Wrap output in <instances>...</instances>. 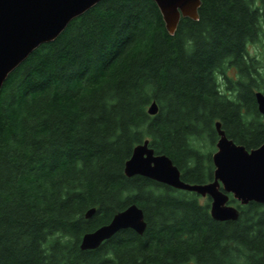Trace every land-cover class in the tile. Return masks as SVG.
Returning <instances> with one entry per match:
<instances>
[{
	"label": "trees",
	"instance_id": "obj_1",
	"mask_svg": "<svg viewBox=\"0 0 264 264\" xmlns=\"http://www.w3.org/2000/svg\"><path fill=\"white\" fill-rule=\"evenodd\" d=\"M263 35L264 0H202L174 35L154 0H102L34 50L0 94V264H264V203L230 194L240 216L219 221L211 198L125 174L149 139L183 180L212 181L218 121L264 143V63L248 48ZM133 203L143 234L81 248Z\"/></svg>",
	"mask_w": 264,
	"mask_h": 264
},
{
	"label": "water",
	"instance_id": "obj_2",
	"mask_svg": "<svg viewBox=\"0 0 264 264\" xmlns=\"http://www.w3.org/2000/svg\"><path fill=\"white\" fill-rule=\"evenodd\" d=\"M102 0H0V94L10 74L40 45L55 40L71 23ZM167 31L174 35L182 17L199 18L202 0H154ZM258 110L264 115V92H255ZM159 105L153 100L148 113L157 114ZM219 139L213 153L214 178L207 183H190L166 154H156L149 139L134 147L125 163L129 177L142 175L176 189L187 190L211 198L212 217L219 221L237 220L240 210L229 203L230 194L242 205L251 201L264 203V143L247 149L229 138L216 123ZM96 208H90L91 218ZM131 228L143 234L147 228L144 210L136 203L114 215L112 220L81 239V248H98L118 231ZM182 264H194L184 262Z\"/></svg>",
	"mask_w": 264,
	"mask_h": 264
},
{
	"label": "rangeland",
	"instance_id": "obj_3",
	"mask_svg": "<svg viewBox=\"0 0 264 264\" xmlns=\"http://www.w3.org/2000/svg\"><path fill=\"white\" fill-rule=\"evenodd\" d=\"M249 50H250V53L252 55H255L257 56L258 58H260L262 60V63H264V35L262 36V39L260 42H256V43H250L249 46H248ZM228 75L230 77H233V78H236L237 74H236V70L235 69H230L229 72H228ZM258 91V90H256ZM262 91V90H260ZM264 92V91H262ZM216 150H217V146H216ZM214 150L213 153L216 151ZM212 153V155H213ZM199 200L201 203H204L206 197H203L201 195H199Z\"/></svg>",
	"mask_w": 264,
	"mask_h": 264
},
{
	"label": "flooded vegetation",
	"instance_id": "obj_4",
	"mask_svg": "<svg viewBox=\"0 0 264 264\" xmlns=\"http://www.w3.org/2000/svg\"><path fill=\"white\" fill-rule=\"evenodd\" d=\"M206 198H210V197L206 196Z\"/></svg>",
	"mask_w": 264,
	"mask_h": 264
}]
</instances>
